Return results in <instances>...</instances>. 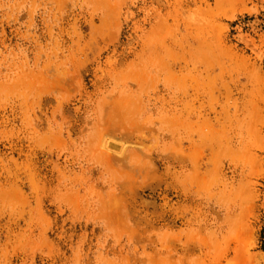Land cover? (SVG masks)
Returning a JSON list of instances; mask_svg holds the SVG:
<instances>
[{"label": "rangeland", "instance_id": "1", "mask_svg": "<svg viewBox=\"0 0 264 264\" xmlns=\"http://www.w3.org/2000/svg\"><path fill=\"white\" fill-rule=\"evenodd\" d=\"M0 264H264V0H0Z\"/></svg>", "mask_w": 264, "mask_h": 264}]
</instances>
